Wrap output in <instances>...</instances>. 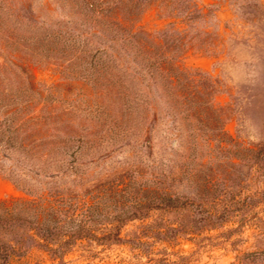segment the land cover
I'll return each instance as SVG.
<instances>
[{
    "label": "rangeland",
    "instance_id": "1",
    "mask_svg": "<svg viewBox=\"0 0 264 264\" xmlns=\"http://www.w3.org/2000/svg\"><path fill=\"white\" fill-rule=\"evenodd\" d=\"M64 1L0 0V97L41 104L35 115L52 106L65 122L61 141L64 133L82 138L63 146L76 158L74 169L57 184L86 191L128 172L148 178V172L165 170L173 193L194 198L199 193L188 172L193 169L201 170L199 179L215 182L206 198L236 197L240 203L152 209L126 223L119 207L107 206L87 224L100 234L104 228V242L78 240L60 259L35 248L11 264H244V254L264 251V203L244 201L264 192L263 170L248 161L233 165L234 157L245 154L207 140L210 128L168 96L155 52L140 51L137 43L105 31L112 25L81 0L73 8ZM195 2L207 7V20L185 18L183 0H147L140 25L154 35L171 29L187 30L186 40L195 37L198 52L190 51L181 64L200 68L215 81L228 138L239 135L255 143V156L264 163V0ZM66 30L72 35L67 41L60 34ZM146 131L151 143L142 140ZM192 135L200 136L198 146ZM24 156L15 149L0 152V200L28 197L13 177L27 163ZM114 226H120L121 239L106 240Z\"/></svg>",
    "mask_w": 264,
    "mask_h": 264
},
{
    "label": "trees",
    "instance_id": "2",
    "mask_svg": "<svg viewBox=\"0 0 264 264\" xmlns=\"http://www.w3.org/2000/svg\"><path fill=\"white\" fill-rule=\"evenodd\" d=\"M146 1L81 0L83 6L98 11L104 16V22L112 25L105 28V31L112 29L122 40L137 43L140 51L156 53L155 60L159 59L160 62L158 72L168 81V96L176 98L188 117L200 118L201 124L210 128L207 134L209 142H213L214 138L222 147L230 145L236 147L238 153L245 154V157H234L233 165H240L243 161L253 162L254 167L264 172L262 158L255 156V143L246 142L239 135L237 138H228L223 124L224 107L215 99V81L204 70L181 64V60L190 51L198 52L192 44L195 37L186 40L189 36L187 30L170 29L156 35L144 30L140 25V17L142 5ZM183 1L188 9L185 18L207 20L210 14L206 12L207 7L199 5L195 0ZM64 2L69 8L78 5L75 0ZM169 26H175V23L171 22ZM179 33L182 34L179 40L172 39L173 35ZM60 34L66 41L72 38L68 30ZM176 42L181 45L177 46ZM180 46L181 50L178 51ZM40 105L0 97V152L15 149L25 155L27 163L13 177L28 194L26 198L0 200V264H11L35 248L52 252L56 259H60L78 240L96 238L104 242V228H101L100 234V230H90L87 224L102 217L104 207L107 206L119 207V219L126 223L146 216L152 209L187 210L204 208L207 204L219 205L222 201L229 205L240 203L236 197L206 198L214 189L215 182L211 177L199 179L201 170L193 169L188 172L199 193L194 198L173 193L170 174L165 170L148 172V178L147 173L139 172L136 175L128 172L86 191H77L66 184L60 186L57 183L74 169L76 158L75 152L70 154L63 146L77 139L81 141L82 138L64 133L65 141H61L63 131L60 126L65 124L64 119L55 115L52 106L48 105L42 106L40 114L35 115ZM46 108L49 112L43 114ZM192 136L194 145L198 146L200 136ZM141 137L146 143H151L149 131ZM237 179L243 180L239 175ZM248 180L252 181V178ZM198 195H201L200 198ZM256 198L264 203V192L250 193L244 201ZM114 227L109 228L106 240L121 239L120 226ZM243 258L244 264L260 258L264 264V251L246 253Z\"/></svg>",
    "mask_w": 264,
    "mask_h": 264
}]
</instances>
